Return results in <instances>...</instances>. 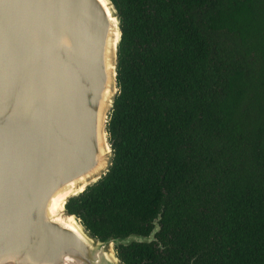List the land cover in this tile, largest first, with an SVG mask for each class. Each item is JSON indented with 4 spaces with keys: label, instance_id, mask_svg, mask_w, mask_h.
Returning a JSON list of instances; mask_svg holds the SVG:
<instances>
[{
    "label": "trees",
    "instance_id": "16d2710c",
    "mask_svg": "<svg viewBox=\"0 0 264 264\" xmlns=\"http://www.w3.org/2000/svg\"><path fill=\"white\" fill-rule=\"evenodd\" d=\"M108 173L68 209L123 264H264V0H111Z\"/></svg>",
    "mask_w": 264,
    "mask_h": 264
},
{
    "label": "water",
    "instance_id": "95a60500",
    "mask_svg": "<svg viewBox=\"0 0 264 264\" xmlns=\"http://www.w3.org/2000/svg\"><path fill=\"white\" fill-rule=\"evenodd\" d=\"M121 40L111 0H0V264H123L159 231L100 240L68 209L113 165Z\"/></svg>",
    "mask_w": 264,
    "mask_h": 264
},
{
    "label": "bare ground",
    "instance_id": "6f19581e",
    "mask_svg": "<svg viewBox=\"0 0 264 264\" xmlns=\"http://www.w3.org/2000/svg\"><path fill=\"white\" fill-rule=\"evenodd\" d=\"M54 205H55V208H57V207H60L61 206V203H60V201H58V199H56L54 201Z\"/></svg>",
    "mask_w": 264,
    "mask_h": 264
}]
</instances>
